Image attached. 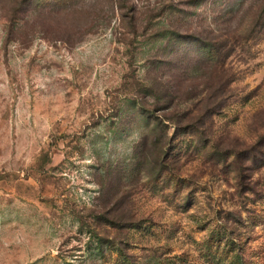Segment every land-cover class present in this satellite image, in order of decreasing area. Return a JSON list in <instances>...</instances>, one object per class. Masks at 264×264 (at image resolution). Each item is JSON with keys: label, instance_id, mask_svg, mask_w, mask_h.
I'll list each match as a JSON object with an SVG mask.
<instances>
[{"label": "rangeland", "instance_id": "obj_1", "mask_svg": "<svg viewBox=\"0 0 264 264\" xmlns=\"http://www.w3.org/2000/svg\"><path fill=\"white\" fill-rule=\"evenodd\" d=\"M262 11L0 0V264H264Z\"/></svg>", "mask_w": 264, "mask_h": 264}, {"label": "trees", "instance_id": "obj_2", "mask_svg": "<svg viewBox=\"0 0 264 264\" xmlns=\"http://www.w3.org/2000/svg\"><path fill=\"white\" fill-rule=\"evenodd\" d=\"M123 1V0H122ZM121 2V1H120ZM120 4V3H119ZM121 7H124V3H121L120 5H118ZM264 11L261 12V14L263 13ZM260 14V15H261ZM158 35H161V36H168V39L166 40L165 44L163 45L162 49H167L168 47L170 48V42L171 41H177V40H182V39H186V40H190V38H195V39H198L199 37H196L194 35H191V34H186V33H180L179 31L177 30H170L168 29L167 27L165 28L162 27L160 29V33H156ZM241 39H244L246 37V35H240ZM202 48L205 49V51H207L208 53L209 52H214L213 55H211V57L209 56V58H216V60L218 61L219 60V48L217 47V45L213 44V43H201L200 45ZM168 52L170 53L171 51L168 50ZM156 84V83H154ZM157 84L160 86V89L161 90L160 92H156L155 89L153 88V86H149L148 87V90L151 92V94L155 95V97H159V96H168L170 97V93H171V90H169V88H165L162 84H160L159 82H157ZM156 84V85H157ZM142 105V104H140Z\"/></svg>", "mask_w": 264, "mask_h": 264}]
</instances>
